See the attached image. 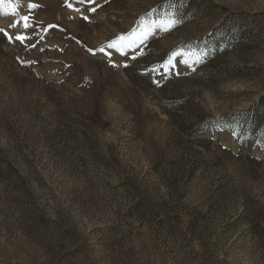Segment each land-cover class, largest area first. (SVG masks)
<instances>
[{
  "label": "rangeland",
  "instance_id": "rangeland-1",
  "mask_svg": "<svg viewBox=\"0 0 264 264\" xmlns=\"http://www.w3.org/2000/svg\"><path fill=\"white\" fill-rule=\"evenodd\" d=\"M68 2L0 9V264H264V0H176L135 61L89 49L166 0Z\"/></svg>",
  "mask_w": 264,
  "mask_h": 264
},
{
  "label": "snow or ice",
  "instance_id": "snow-or-ice-1",
  "mask_svg": "<svg viewBox=\"0 0 264 264\" xmlns=\"http://www.w3.org/2000/svg\"><path fill=\"white\" fill-rule=\"evenodd\" d=\"M79 5H88L87 11L90 13H95L97 8L101 7V4L97 0H75ZM108 0H104V3H107ZM66 5L69 8H72L76 12H81V8L74 7L73 3L66 0ZM183 7V0L179 5ZM20 7V0H0V9L3 10V14L17 16V9ZM29 9H35L38 7L35 3H29L27 5ZM165 11L160 13L154 9L151 13L147 15H158V19L153 20L149 25H143L140 21L138 24L141 26L139 28L134 27L131 31L127 33L120 34L116 38L112 39L106 45L102 46L98 50L89 49V51L95 55L96 52H100L111 58L112 52L119 54L122 57L130 60H137L138 56L144 54V48L150 37H155L159 33H167L175 29L179 24L183 23V18L176 11V0H166V3L163 5ZM82 19L89 20L88 15L82 14ZM143 18H141V21ZM17 26H22L23 29H32L34 25L32 23L31 17L29 15H19V18L14 20L11 24V27L16 28ZM49 28L55 27L54 25H49ZM2 32L8 39L11 41L13 37L3 28H0ZM31 37L25 35L24 33L17 34L15 40L21 42L22 44L25 41L30 40ZM35 47V45H31ZM112 50V51H109ZM179 58V60L177 59ZM206 59V54L203 52H196L192 50L191 45H181L177 49L173 50L163 63L154 65L151 69H147L146 73L153 76V82L160 85V81L155 79L156 76H159L161 79H166L172 74L173 71H176L178 64L184 65L187 68H191L193 71L196 69V65H199L204 62ZM111 62V59H110ZM113 67L117 65L112 63ZM125 68L128 67V64L123 65ZM177 75H180V72H176ZM187 74V73H183ZM223 131V128L219 129ZM233 135H236V132L233 131ZM264 135V134H262ZM264 146V145H262Z\"/></svg>",
  "mask_w": 264,
  "mask_h": 264
},
{
  "label": "trees",
  "instance_id": "trees-1",
  "mask_svg": "<svg viewBox=\"0 0 264 264\" xmlns=\"http://www.w3.org/2000/svg\"><path fill=\"white\" fill-rule=\"evenodd\" d=\"M196 129H192V128H190L189 130H188V132H194Z\"/></svg>",
  "mask_w": 264,
  "mask_h": 264
}]
</instances>
